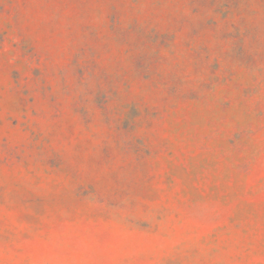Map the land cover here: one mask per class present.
<instances>
[{
    "label": "clouds",
    "instance_id": "9594fccd",
    "mask_svg": "<svg viewBox=\"0 0 264 264\" xmlns=\"http://www.w3.org/2000/svg\"><path fill=\"white\" fill-rule=\"evenodd\" d=\"M0 264H264V0H0Z\"/></svg>",
    "mask_w": 264,
    "mask_h": 264
}]
</instances>
